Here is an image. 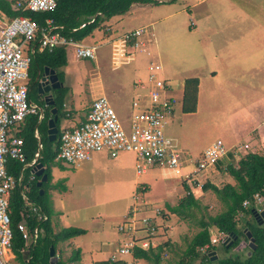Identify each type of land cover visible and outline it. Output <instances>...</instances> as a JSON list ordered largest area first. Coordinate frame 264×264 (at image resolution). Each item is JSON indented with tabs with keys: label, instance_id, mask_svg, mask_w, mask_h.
Instances as JSON below:
<instances>
[{
	"label": "built area",
	"instance_id": "built-area-1",
	"mask_svg": "<svg viewBox=\"0 0 264 264\" xmlns=\"http://www.w3.org/2000/svg\"><path fill=\"white\" fill-rule=\"evenodd\" d=\"M10 8L23 12H43L55 7V0H9ZM92 21L91 19L88 21ZM83 24H80V27ZM153 34L147 26L125 30L107 35L103 41L85 44L61 36L50 19L43 25L37 24L23 14L7 18L0 12V264H8L13 258L11 252V230L8 217V195L15 185V179L5 170L6 158L16 159L23 166H30L29 178L35 172L37 153L25 162L22 140L17 136H8L9 130L23 120L26 115H42V108L29 101L27 97V69L30 54L37 49L51 50L54 47L69 49L75 59H93L101 46L109 48L111 68H119L131 62L135 55L145 50L152 41ZM143 78L133 83L134 91L130 100V112L127 126L122 125L107 97L97 95L91 101L84 119L76 125L60 131L56 158L70 165L88 161L94 152L105 151L114 158L120 152L134 155V172L143 174L150 167H157L165 174L177 178L185 187V194L200 191L202 184L197 174L212 167L217 160L226 156L231 148H226L220 139L212 140L196 157H188L177 150L174 140L164 133L165 118L172 112L175 97L169 95L171 86L161 76V65L148 61ZM261 126L264 128V121ZM245 149L247 144H243ZM236 155V151H232ZM189 167L186 171L184 168ZM148 185L138 183L124 218L115 225L118 241L109 256L110 261L123 260L124 264H136L133 252L146 249L164 225L161 206L147 199ZM264 203V193L256 192L250 199L243 200L242 207L258 204L254 208L259 212ZM29 213L39 220H45L40 209L25 202ZM241 216V212L238 211ZM169 228V227H167ZM24 244H33L40 230H29L25 221L17 223ZM167 229H165L166 231ZM226 234L211 232L209 242L198 248L200 254H208V246L224 242Z\"/></svg>",
	"mask_w": 264,
	"mask_h": 264
},
{
	"label": "rangeland",
	"instance_id": "rangeland-1",
	"mask_svg": "<svg viewBox=\"0 0 264 264\" xmlns=\"http://www.w3.org/2000/svg\"><path fill=\"white\" fill-rule=\"evenodd\" d=\"M177 1H173L175 3L173 6H168L165 3H153L147 7L145 12L143 6L141 9L133 8L134 10L130 14V10L122 13L123 15H128L129 20L125 21L127 26L131 24L133 27L145 23L143 22L144 17L152 22L150 26L154 32L153 51H151L152 55L149 61H156L161 65V76L167 79L171 86L168 94L175 97L172 110L173 116L170 117L168 115L165 118V130L177 132V150L188 157H192V152L198 153L210 141L217 138L222 140L225 147L232 146L233 150L236 151L237 154L234 155L232 162H236L241 155L249 151H257L260 154H264V128L261 127V123L264 120V48L260 51L258 48L253 51L254 54L260 55V58L256 60L258 56L253 59L254 61H250L251 65H254L250 71L247 72V68H244L243 65L246 58L251 57L252 53H248L245 56H235L238 64L240 63L239 60H241V72L239 71V67L236 69L230 68V70L224 69L222 72L218 71V63L214 61L207 62L201 57L194 56V50L189 43L194 39V36L182 30L184 24L188 23V25H192L193 22L188 21V11H180L184 6L180 0ZM210 1L206 0L207 3ZM167 8L173 9V12L175 10L178 12L173 17L161 18L164 14L162 12ZM152 9H156L159 14H152ZM222 20L230 22L227 19ZM113 21L110 19L109 21L105 20L102 24H110L114 27ZM220 21L212 17L213 24L216 25ZM172 24L174 27L169 28ZM115 28L118 29L119 26ZM105 37L106 35L101 34L100 28H96L83 39V42L93 43L94 40L100 42ZM214 37L216 36L202 38L199 41L198 44L201 47L204 46L203 52H205V55L212 52L209 39ZM96 55L93 59L73 60L69 52L67 53L66 64L59 69L64 75L63 86H68L72 90L67 98H64V101L67 100L65 107L63 106L64 110L68 109L69 111L73 102H76L79 107H87L91 97L94 95V90L92 91L89 88V86H93L92 84L97 85L98 83H102L105 89L117 84L126 86L127 81L133 76L134 73L130 71L132 67L131 62L119 68H111L108 46L99 48L96 51ZM214 72H216V76H213ZM228 73L233 75H227ZM191 76H195L200 80L198 109L194 114H182L179 108L181 103L180 84L184 78ZM143 77L144 75L140 78ZM113 88L115 86L111 87V89ZM70 90H68V93ZM73 90L81 92L80 97L76 98V100L75 98L71 100L74 97ZM129 96L130 92H127L125 95L122 94L120 97L121 101L127 103ZM110 105L113 107V104ZM113 108L117 114L115 107ZM117 110L120 111L119 108ZM76 118L77 116L73 119L75 120ZM70 121L69 117L59 118L58 129L61 131L65 125L70 124ZM244 143L248 145L247 149L242 147ZM110 159L117 161V165L126 171L133 169L134 155L131 152H120L116 157ZM71 166L72 168L67 167L66 170L72 172V176L63 179L61 182L59 181L57 184L62 192L65 191L63 193V209H60L59 212L71 214L70 211L74 210L73 212L78 213L80 217H83V215L91 216L93 217V227L102 224L103 221L113 223L114 226L115 223L121 222L125 215V206L128 202L130 203L131 194L135 187L132 188L129 198H125V194L123 193L116 195V200L99 198L97 196L104 194L105 190L95 183L85 184L78 181L76 179L78 175L75 176V173H78L79 166ZM154 170V168H151L143 177H151ZM205 171L202 170L199 176L205 173ZM210 176L208 182L218 187L226 182L232 183L231 178L220 173L217 169H214L210 173ZM204 182L200 181L199 183L203 184ZM176 185L179 186L177 182ZM179 192L181 193L180 189ZM77 193L78 198L76 197ZM194 197L196 199V206L189 208V215H184L183 217H179L176 214L169 216L168 213L162 215L165 217L164 225L158 229L155 238L156 241L158 240V243L168 241V245L162 246L163 249L160 252L162 256L157 264H173L179 257L180 251L184 248L185 241L198 230L197 221L199 219L205 220L207 216L215 215L223 209V204L211 190L197 191ZM154 204H157V202ZM53 205L58 209L60 208V206L56 205L55 201H53ZM157 205L160 206L159 204ZM253 206L255 208L259 207L258 204H253ZM116 216L119 217L116 218ZM261 225H264V221ZM165 229L167 230L165 231ZM229 243L230 240L227 241L226 246ZM246 247V242L244 241L243 246L231 247L228 251H224L218 246L216 247V251L214 250V253L217 259L228 255L244 257L247 252ZM62 259L63 256L61 257ZM8 264L23 263L13 258Z\"/></svg>",
	"mask_w": 264,
	"mask_h": 264
},
{
	"label": "trees",
	"instance_id": "trees-1",
	"mask_svg": "<svg viewBox=\"0 0 264 264\" xmlns=\"http://www.w3.org/2000/svg\"><path fill=\"white\" fill-rule=\"evenodd\" d=\"M152 3L153 0H55V7L49 11L29 12L15 11L10 8L9 0H0V12L7 18L23 14L29 16L39 25H43L46 19H50L52 24L57 27L58 33L74 41H80L88 36L94 29L101 28L102 22L110 17L122 14L127 11L132 3ZM92 20L88 22L89 20ZM80 24L83 26L80 27ZM106 35V34H105ZM107 36V35H106ZM35 50L30 54L29 65L27 69V97L29 100L38 102L42 108V115L38 120V114H30L23 118L21 124L25 121L23 127L17 132L16 136L22 140V150L25 161L33 156L36 148V140L33 137V129L39 133L40 149L36 162L41 163L45 180L41 181L40 176L32 174L29 178L31 167L22 172L21 181H17L18 172L22 163L16 159L7 157L4 163L8 174L16 179L14 187L8 195V217L11 230V252L15 259L23 264H64L62 260L56 257L53 263H49L48 248H55L58 242L64 241L72 236L82 234V229L67 227L57 232H53L49 217L52 213L48 202L47 187L50 180V167L54 164L55 156L58 151L59 141V118L69 117V112L63 110L64 94L67 91L66 86H59L52 90V105H43V101L37 98L36 83L42 75L44 67L53 69L58 81L63 82V72L59 69L66 64L64 47H54L51 50L37 49L36 43L31 42ZM196 77H187L183 79L181 95V111L192 112L195 109L196 100ZM41 97V96H40ZM56 109V120L54 125L56 133L52 140L46 135V122L52 116L50 108ZM27 117V119H26ZM76 125V124H75ZM245 144V143H244ZM248 148V147H247ZM245 148V149H247ZM233 148L227 151L224 160H217L214 166L222 173L231 178L232 183L226 182L220 187L204 182L201 190H211L216 198L223 204V209L215 215L207 216L206 219L197 221L198 230L185 241L184 248L180 251L179 257L174 264H264V225L256 223L257 211L253 205L242 207L243 200L250 199L256 192L264 193V154L257 151H249L241 155L236 162H232L234 155ZM237 154V153H236ZM223 158V157H222ZM22 190V192H21ZM37 206L46 217L45 220H39L36 215L29 213L25 202ZM196 206L195 197L190 194H184L176 204L170 206L165 204L168 211L179 217L189 215L190 207ZM241 212V216L238 215ZM25 221L26 227L31 230L37 227L40 232L33 244L25 245L17 230V223ZM211 232H223L230 243L226 246L228 240L220 242L217 245H209L208 251H216L220 246L224 251L231 247H236L241 240L247 242L245 233L249 232L253 238L254 248H247L244 257L228 255L223 258L210 260L207 253L200 254L198 248L209 242ZM148 251L150 248L147 249ZM207 251V252H208ZM78 251H74L69 257V261L77 259ZM23 255L25 258L22 259ZM134 258L150 259L147 252L136 249L133 252ZM153 262L159 261V256L153 254ZM95 264H124L123 261H102Z\"/></svg>",
	"mask_w": 264,
	"mask_h": 264
},
{
	"label": "crops",
	"instance_id": "crops-1",
	"mask_svg": "<svg viewBox=\"0 0 264 264\" xmlns=\"http://www.w3.org/2000/svg\"><path fill=\"white\" fill-rule=\"evenodd\" d=\"M153 1L154 2L152 3H140V2L132 3L128 9V11L130 10L129 14L134 10L133 8L141 9L144 6V12H145V10L150 4L165 3L168 6H173L175 4L173 1H177V0H153ZM180 2L184 6L183 8H181L180 11L182 10L188 11V15H189L188 21L193 22L192 25H188V23L184 24L186 29L183 26L182 30L187 31L188 33L193 34L192 36H194V39H192V41H190L189 43L194 50L195 57H201L204 61L207 62L214 61L218 63L219 64L218 71L221 72L224 69L230 70V68L236 69L238 67H239V71L241 72L242 71L241 60H239L240 63L238 64V60H236L235 56L237 55L245 56L248 53H252L251 57L246 58L245 64L243 66L244 68H247V72L254 67V65H251L250 61H254L253 59L259 56L256 59L258 60L260 58V55L254 54L253 51L257 48L259 51L264 48V0H211L209 3H207L206 0H180ZM177 12H178L177 10L173 12V9L167 8L164 12H162L164 14L161 16V18L173 17L177 14ZM153 13L159 14L156 9H152V14ZM212 17H214L217 21L221 20L220 23H217L216 25L213 24ZM109 19L114 20L113 21L114 27H112L110 24L107 25L102 24V27L100 28L102 35L105 34L112 35V34H117V32L119 31L122 32L124 30L137 28L140 26H147L148 30L153 34L154 37V32L152 31L150 26L152 22L148 21V18L144 17L143 22L145 23L135 25L133 27L131 26V24L128 26L125 24V21L129 20L128 15L118 14L110 17ZM109 19L107 20L109 21ZM222 19H227L230 22H224ZM116 26H119L118 28L119 30L115 28ZM215 26H217V28H215ZM173 27H174L173 24L169 26V28H173ZM212 36H216L214 38L209 39L212 52H209L208 55H205V52H203L204 46L201 47L198 43L199 41H201L202 38H209ZM85 38L86 37H84L83 39ZM83 39L80 41L83 42ZM94 42L96 41L94 40L93 43ZM93 43H85V44H93ZM28 46L31 47L32 46L31 43H29ZM102 47L104 46H101L99 48ZM151 51H153V38L150 43L145 45V50L138 52L135 55L134 59L131 61L132 67L130 71L133 72L134 74L131 77V79L127 81L126 86H120L119 84L112 85L115 86V88L111 89L112 86H110L108 87L109 90L105 89L102 83H98L97 85L92 84L93 86H89L90 90L92 91L94 90V95L91 97L90 101L97 95L100 94L105 95L109 103L113 104V107H115L117 111V117L124 126H127L128 124V117L130 112V100L132 98V94L134 91L133 83L136 79H141L140 77L145 75L146 65L149 61L150 56L152 55ZM68 52L73 60H78L73 57L69 49L65 50V56H67ZM227 75H233V74L228 73ZM213 76H216V72L213 73ZM191 77H195V76H191ZM63 79H64V75H63ZM182 83L183 80L180 84L181 95H182ZM62 85L63 82H61V86ZM70 89L67 86V91L64 94V98H67V96L71 93L72 90ZM199 89H200V80L197 79L195 109L192 112H182L181 103H180L179 108L182 114H194L197 111ZM52 90H51V94H52ZM68 90H70L69 93ZM73 92H74V97H72L71 100H74V98L75 100L76 98L78 99L80 97L81 92L76 90H73ZM127 92H130V96L128 98V102L124 103L123 101H121L120 97L122 96V94L125 95ZM181 95H180V99H181ZM40 96L39 97L37 96V98L42 100V97ZM66 101L67 100H65L63 103L64 107ZM31 102L40 106L38 102H34V101ZM43 105H48V104L44 102ZM88 106L89 105H87V107ZM87 107H83V106L79 107L76 102H73L72 105L70 106L69 111L68 109L64 110L63 108L65 112H69V118L71 121L70 124L65 125V127H63L62 129L69 128L77 124L81 120H83ZM118 108L120 109V111L117 110ZM75 116H77V118L74 120L73 118ZM169 116L170 117L173 116V111L169 114ZM20 122L9 130L8 136L10 137L14 135L16 136L17 132L23 127L25 123V121H23L22 124ZM164 133L166 136L172 138L176 143L177 140L176 131L173 132L171 130H165L164 127ZM46 135L48 138L47 122H46ZM33 137L36 140V148L33 151V156L31 157V159L34 157V153H37V157H36L37 160L39 156L38 150L40 149V141H39L38 130L35 128L33 129ZM231 147L232 146L226 148L229 149ZM204 148H202V150ZM202 150H200L199 152H201ZM198 153L192 152V157H196ZM110 158L111 157H109L105 151L94 152L91 155L90 160L76 165L79 166L78 173H75V176L78 175L76 179L81 183H85V184L95 183L97 185H100L105 190V192L101 196H97V197L104 198L106 200L115 199V196L119 195V193H123L125 194V198L126 197L129 198L130 192L132 191V188L135 187L136 184L141 182L146 183L148 185L147 199L154 203L157 202V204H159L162 207L165 213H168L169 216H172L173 213L167 210L165 204L172 206L176 204L178 200L185 194V187L180 183V181L177 178L165 174L162 169L157 167H150L143 174L136 175V173L134 172V159H133V169L126 171L117 165V161L112 160ZM224 159L225 158L223 157L219 161H222ZM24 160H25V156H24ZM30 160L25 162H29ZM37 163L39 162H36V164ZM28 167L30 168V166L21 165L18 172V176L16 178L18 179L17 180L18 182L21 181L22 172L24 170H27ZM67 167L72 168L70 164L58 160L55 156L54 164L50 167L49 170L50 180L46 192L48 196V202L51 205L50 207L52 210V213L49 217L50 225L53 232H57L60 229L67 227L82 229L84 232L82 234L72 236L64 241L58 242L55 248V256L58 257L60 260L61 257L63 256L62 261L64 264H95L96 262L110 261L109 256L112 253L119 238L118 234L115 231V226L113 223H110L108 221H103L102 224L93 227L92 226L93 217L91 216L83 215V217H80L78 213L76 214L75 212H73L74 210L70 211L71 214L68 213L64 214L62 212H59L60 209H63V193H65V191L62 192V190L58 188L59 186H57V184L59 181L61 182L63 181V179H67L69 176H72V172L66 170ZM151 168L155 169L152 176L148 178L143 177L144 174H146ZM184 169L187 171L189 167H186ZM214 169L217 168L213 165L212 167L205 169L206 170L205 173L199 176V173L201 172L200 171L197 174L198 181L208 182L209 181L208 179L211 177L210 173ZM176 182L178 183L179 186L176 185ZM178 187L181 190V193L179 192ZM196 192L197 191H195L192 195L194 196ZM76 197L78 198V193ZM53 201L56 202V205L60 206L59 209L54 207ZM128 203L125 206L124 209L125 211L127 209L126 207H128L129 205ZM117 217L119 216H116V218ZM164 218L165 217H163V220ZM163 245H168V241L165 243L164 242L158 243V240L156 241V238L154 237L151 240V244L146 249H143V251L147 252V255L149 256L150 259L135 258V263L157 264L162 256L160 252L163 249L162 247ZM148 248H150L149 251L147 250ZM74 251H78L77 259L74 261H69L68 257ZM157 253L159 256V261H156L154 263L152 257L153 254H157ZM163 255H165V253H163ZM23 258H25V255H23L22 259ZM119 260L123 261L122 259Z\"/></svg>",
	"mask_w": 264,
	"mask_h": 264
},
{
	"label": "water",
	"instance_id": "water-1",
	"mask_svg": "<svg viewBox=\"0 0 264 264\" xmlns=\"http://www.w3.org/2000/svg\"><path fill=\"white\" fill-rule=\"evenodd\" d=\"M59 86H61V82L58 81L54 70L48 67H44L42 71V75L40 76L38 82L36 83L37 93L41 95L42 100L46 102L48 105H52L53 100L49 92L52 89L58 88ZM55 111L56 109L54 107L50 109V113L52 114V116L47 120V134L49 140L53 139L56 133V127L54 125V121L56 120ZM34 168H35V172H34L35 175L40 176V180L43 181L45 179V174L43 173V167L41 166V164L40 163L35 164ZM257 214L258 215L256 216L255 219L256 223L258 225H261L262 222L264 221V203L262 204L261 210L257 212ZM245 237L247 238L246 246L249 247L250 249H253L254 248L253 238L250 237V233L246 232ZM243 244L244 241H240L237 246L240 245L243 246ZM207 255L209 256L210 260H214L216 258L214 251L209 252ZM48 256H49V263H53L56 260V256L53 255V249L51 246H49L48 248Z\"/></svg>",
	"mask_w": 264,
	"mask_h": 264
},
{
	"label": "flooded vegetation",
	"instance_id": "flooded-vegetation-1",
	"mask_svg": "<svg viewBox=\"0 0 264 264\" xmlns=\"http://www.w3.org/2000/svg\"><path fill=\"white\" fill-rule=\"evenodd\" d=\"M49 93L51 94V91Z\"/></svg>",
	"mask_w": 264,
	"mask_h": 264
}]
</instances>
